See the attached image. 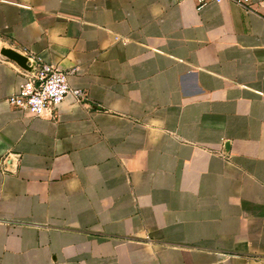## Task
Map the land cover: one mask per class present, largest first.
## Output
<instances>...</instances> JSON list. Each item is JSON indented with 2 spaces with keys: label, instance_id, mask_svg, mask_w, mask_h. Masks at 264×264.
Instances as JSON below:
<instances>
[{
  "label": "crops",
  "instance_id": "1",
  "mask_svg": "<svg viewBox=\"0 0 264 264\" xmlns=\"http://www.w3.org/2000/svg\"><path fill=\"white\" fill-rule=\"evenodd\" d=\"M259 1L0 0V264H264ZM4 47L84 100L11 107Z\"/></svg>",
  "mask_w": 264,
  "mask_h": 264
},
{
  "label": "built area",
  "instance_id": "2",
  "mask_svg": "<svg viewBox=\"0 0 264 264\" xmlns=\"http://www.w3.org/2000/svg\"><path fill=\"white\" fill-rule=\"evenodd\" d=\"M220 3L223 0H198V7L210 2ZM247 11L255 10L252 0H230ZM264 7V1H259ZM34 64L32 71H27L16 92L7 99L11 107L28 112L33 116H42L59 109L61 104L70 97L75 102H82L85 92L70 84L69 74L58 65L44 63L40 57H29Z\"/></svg>",
  "mask_w": 264,
  "mask_h": 264
},
{
  "label": "water",
  "instance_id": "3",
  "mask_svg": "<svg viewBox=\"0 0 264 264\" xmlns=\"http://www.w3.org/2000/svg\"><path fill=\"white\" fill-rule=\"evenodd\" d=\"M1 54H3L4 56L16 61L23 69L27 70V71H32L33 70V66H34V62L30 64V59L27 55H24L12 48L9 47H4L1 50ZM228 145V144H227Z\"/></svg>",
  "mask_w": 264,
  "mask_h": 264
}]
</instances>
